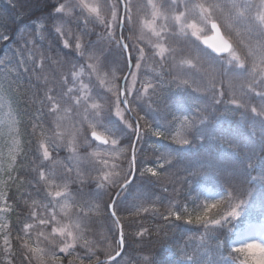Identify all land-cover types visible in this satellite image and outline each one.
I'll return each instance as SVG.
<instances>
[{
  "label": "snow or ice",
  "instance_id": "6c2138e0",
  "mask_svg": "<svg viewBox=\"0 0 264 264\" xmlns=\"http://www.w3.org/2000/svg\"><path fill=\"white\" fill-rule=\"evenodd\" d=\"M43 3V23L35 22L19 39L0 32V41L12 45L0 56V110L5 103L8 107L0 120V140L7 137L10 145L6 157L0 151V188L18 182V190L25 186L34 190L22 197L31 211L15 237L19 253L14 250L9 225L0 224L8 233L4 236L5 264H15L12 258L18 254L20 264H64V259L67 264H119L117 257L122 258L128 241L119 213L130 211L125 193L137 173L154 183L206 141L218 142L224 159L204 158L181 171L193 179L213 176L221 182V191L199 193L191 211L169 204L167 214H161L171 228L180 229L183 222L196 225L199 233L189 237L169 264H264V0ZM98 25L104 34H96L98 40L93 41L90 37ZM124 31L130 35L125 37ZM53 32L63 48L72 50L62 59L50 55ZM133 38L136 44L130 46L127 41ZM102 41L107 42V50ZM133 51L135 71L125 74L122 81L114 72L109 76L103 71L110 60L116 62L115 56L130 58ZM68 55L80 59L74 62ZM65 65H71L70 73L62 71ZM145 66L151 74L142 73ZM25 74L30 88L22 79ZM166 75L171 78L166 80ZM189 88L211 95L196 103L188 96ZM257 98L259 103H253ZM12 102L17 104L15 109ZM222 103L225 115L214 117ZM20 104L30 118L29 146L35 141L33 160L27 166L21 159ZM240 109H244L240 115L248 128L247 139L230 137L222 130L215 135L216 124ZM133 112L137 114L134 122ZM249 112L253 123L247 120ZM148 132L171 143L154 144L157 166L143 169L138 167V153L143 152L139 145ZM122 137L127 138L126 145ZM61 149L69 153L65 160L58 159ZM17 163L20 170L14 167ZM58 166L62 168L59 174ZM18 171L24 175H13ZM5 174L7 180L2 178ZM105 193L108 201L103 202L102 218L107 230L94 240L89 237L101 213L97 201ZM146 199L142 193L134 196L140 202L131 204L137 214L149 211L143 206ZM257 202L261 205L259 222L253 223ZM12 210L6 198L0 214ZM241 223L246 227L239 228ZM153 231L161 234L159 227L141 228L135 237H151ZM78 247L87 250L85 255L77 253ZM98 250L104 251V259ZM138 264L157 261L146 254Z\"/></svg>",
  "mask_w": 264,
  "mask_h": 264
},
{
  "label": "trees",
  "instance_id": "16d2710c",
  "mask_svg": "<svg viewBox=\"0 0 264 264\" xmlns=\"http://www.w3.org/2000/svg\"><path fill=\"white\" fill-rule=\"evenodd\" d=\"M56 0H49V3H55ZM46 19L45 5L43 0H7L6 4L0 7V32H7L13 38L17 35L20 29L24 25L28 26L30 23H35L41 21L42 23ZM119 34V30H118ZM53 41L54 51L56 48L60 47L61 44L57 43L59 37L53 32ZM93 41L98 40V36H92ZM51 40V41H52ZM102 46L107 50L108 44L106 41H102ZM59 49V48H58ZM69 54L71 49L67 50ZM70 59H74L72 55H69ZM119 55L115 56V59ZM78 60V57H76ZM111 62V60H110ZM109 62V63H110ZM120 63V62H119ZM123 66L126 67L127 71V62L126 56H123ZM69 70H71V65H67ZM125 71V73H126ZM124 73V75H125ZM238 83V82H237ZM225 91L227 92L228 85H224ZM30 95V94H29ZM208 95V94H207ZM188 96L191 100L196 103H203L202 97L206 98V94L202 96L196 95V92L192 91L191 88L188 89ZM227 98L225 97V101ZM15 108L17 104L12 102ZM253 103L258 104L259 98H257ZM225 103H222L218 106V110L213 113L214 117H222L225 115ZM20 115L18 119L20 120L19 124V133L21 140V147L23 149L22 153V162L27 166L32 160V152L35 151V141L32 145L29 146V132L30 128V118L28 115L24 114V106L20 104ZM14 108V109H15ZM244 112V109H240L234 116L230 113L228 118L221 119L217 124V131L215 135L220 134V130L224 131L228 136L235 137L237 139L246 140L248 136V128L245 126L244 121L241 119L240 113ZM132 115L136 118V113L133 112ZM171 119V117H169ZM132 120V119H131ZM247 120L249 123L255 122V118L252 117L251 113L247 114ZM132 122H134L132 120ZM143 125V122H141ZM124 144L128 143L127 138H124ZM171 143L169 140L160 139V141H151L149 148H144L148 145L146 141L143 145V152L138 153V167L147 169L149 167L155 168L157 166V153L153 151V145H166ZM7 144L5 139L0 140V150L3 145ZM152 144V146H151ZM2 145V146H1ZM218 142L216 141H206L204 144L200 145L198 149L194 152L188 153L186 159L179 164L174 165L171 168H168V175L161 177L158 181L154 183H149L148 179H141L139 174L136 175L135 183H133L129 190L125 193L127 199L125 200L126 205L129 206L130 211H122L119 214L122 217V222L124 225V231L128 238L126 250L123 252L122 258L119 257L117 261L119 264H138V260L143 255H150L157 261V264H169V261L174 260L175 253H178L179 250L185 246L188 242L189 237L198 235L196 225H186L183 222L180 229H173L170 226L166 225L164 220L161 217V214H167L166 209L169 204L178 205V210H183L184 207H187L190 211L195 208V197L199 193L204 194H213L221 191V182L218 181L213 176L201 177V178H190L187 177L186 173L181 171V169L187 167L189 164L195 165L198 164L204 158H213L217 160H223L225 154L218 150ZM64 150L61 149V155L64 154ZM144 159V160H143ZM17 170L21 169V164L17 163L14 166ZM255 173H253L254 175ZM13 175H24L23 172H14ZM4 180H7V175H3ZM156 180V178H151ZM75 187V186H74ZM94 188V185L92 184ZM167 188V191H165ZM8 203L12 204L13 210L7 213L6 218L9 224V230L11 232V238L13 241L14 250L19 253L18 242L15 240L17 231L23 227V223L26 222V218L29 216L31 209H29L25 204L23 198H27V194L33 189L25 186L18 190V182L12 183L9 182L8 186L5 187ZM87 192V189H85ZM144 194L148 199L143 201V206L149 209L148 212H140L137 214L136 208L131 207L132 203H140L134 201V196L137 194ZM23 197V198H22ZM203 196H201L202 198ZM38 199V198H37ZM79 199V197H77ZM123 199V198H121ZM108 201V195L105 193L102 198L97 201L101 204V213L99 217H95V224L92 226V233H90L91 239H100L101 233H106L107 226L103 220V202ZM29 203L31 201L29 200ZM257 217L253 222H259V212L261 205L257 202L256 206ZM38 211L42 209L38 208ZM247 219V218H246ZM246 225L241 223L238 225L239 228H244ZM161 228V234L158 236L153 231L151 237L144 236L143 239L135 237V233L138 232L141 228H148L150 230H155L156 228ZM202 231V229L200 230ZM167 233V235H164ZM1 239V237H0ZM35 233L33 234V241L35 242ZM86 249L77 248V253L81 256L85 255ZM173 255L172 259H169V255ZM59 254V253H58ZM97 254L101 259L105 258L104 251L98 250ZM61 257L64 254H59ZM5 255L3 248L0 245V264L3 263ZM15 264H20L21 258L19 254L13 258ZM125 260V262H123ZM64 264H67V259H64ZM74 264H79L78 261H74Z\"/></svg>",
  "mask_w": 264,
  "mask_h": 264
},
{
  "label": "rangeland",
  "instance_id": "374dc122",
  "mask_svg": "<svg viewBox=\"0 0 264 264\" xmlns=\"http://www.w3.org/2000/svg\"><path fill=\"white\" fill-rule=\"evenodd\" d=\"M6 2H7V0H0V7H1L2 5H4V4H6ZM158 2H160V3H165V0H158ZM134 3H135L136 5H142L143 3H145V0H134ZM39 22L42 23L41 21H39ZM33 24H34V23H30V25H28V26L24 25V27H22V29L19 30V32H18L17 35L14 37V39H19L20 33H21L22 31H24L25 29H30V27H31ZM70 27L72 28V31H73V32H76V31H77V29L75 28V25H70ZM93 31H94L95 34H93L92 36H98V35H96V34H99V36H103V34H104V28H103V26H99V25H98V26H96V27L93 29ZM117 33H118V30H117ZM25 35H27V34L25 33ZM123 35H124L125 37H128V36L130 35V33H129L128 31H124ZM92 36H91V37H92ZM91 37H90V38H91ZM52 39H53V36L50 37L51 49H52L50 55L52 56L53 59H56V58H61V59H62V58L65 57L66 54H69V52L67 51V50H69V49H65V48H63V45H62V43H61L60 41H57V43H60L61 46L58 47L59 49L56 48V50L54 51L53 46H54V43H55V42H54ZM51 40H52V41H51ZM127 42L130 44V46H134V45L136 44V40H135L134 38L131 39V40H128ZM168 43L171 45V44L173 43V41L169 40ZM48 45H49V42L46 41V42H45V48H47ZM10 46H12V45H10L9 43H6V42H3V41H0V56H3V55L7 52L8 48H9ZM72 57H73V56H72ZM68 58L70 59L69 55H68ZM118 58H119V59H115L116 62H110V63L108 64L107 68L103 69V71H104V72H107V73L109 74V76H111V74L114 72V73L116 74V77H117V79H118V82H120V81H122V79H123L124 73H125V71H126V67L123 66V65L121 64V63H123V56H119ZM78 59H80V58L78 57ZM130 59H131V63H132V69H131V72H132V71H135V59H136V52H135V51L132 52V55H131ZM225 59H226V58H225ZM75 60H77L76 57H75ZM157 60H158V58H157ZM81 62H82V63H86V61H81ZM119 62H120V63H119ZM148 63H151V61H149ZM153 67H155V65H153ZM57 71L59 72V71H61V69L57 68ZM62 71H64V72H69V73H70V70H69V68H68L67 65H65V67L62 69ZM143 72H148L149 74H151V72H150V70H149V68H148L147 66H145V67L142 69V73H143ZM45 75H49V78H51L50 73H45ZM202 75H203V73H201V76H202ZM42 78H43V77H42ZM170 78H171L170 76H167V75L165 76V79H166V80H167V79H170ZM22 79H23V81H24V84H25V87H26V88H30V87H32V85L28 84V79H29V78H28V75H27V74H25L24 77H23ZM83 79L85 80V82H87V80H88L87 72H85V75H84ZM131 79H132V77L129 76V77H128L129 83H131ZM143 79H144V77H143V75H142V76H141V80H143ZM199 81H200V77H197V82L199 83ZM136 87H137V88H140V87H141V84H140V83H137ZM173 87H174V86H173ZM32 90H33V91H37L36 88H32ZM39 94H40V95H43V92L41 91ZM204 94H206V97H210V95H211V93L196 92V95H198V96H202V95H204ZM207 94H208V95H207ZM226 98L228 99V97H226ZM11 107H12L13 109L15 108V106L13 105V103L11 104ZM37 107H38V105H37ZM224 107H225V106H224ZM227 107H229V108H234L235 106H234V105H228ZM6 111H8L7 103H5V106H4L3 110H0V120L3 119V113L6 112ZM127 118H128V116L126 115V119H127ZM4 139H5V141H6L7 144H4L3 147H2V149H1L0 151H3V153L5 154V157H6L10 145H9V143H8V139H9V138L5 137ZM122 139H124V138L122 137ZM153 140H154V141H157L158 139H157L156 137L152 136V134H151L150 132H148V133L146 134V136H145L144 141H141L139 146H140L141 148H143L144 143L147 141V142H148V145H147L146 147H144V148H149V147H150V142L153 141ZM158 141H160V139H159ZM1 146H2V145H1ZM151 146H152V144H151ZM144 148H143V149H144ZM63 152H64V154L61 155V150H60V152L58 153V159H60V160H65V158L69 155V153H67L65 150H64ZM82 154H83V153H82ZM54 155H56V154H54ZM143 160H144V159H143ZM124 167H125V168L127 167V163H126V162L124 163ZM56 171H57V173L59 174V173L62 171V168H61L60 166H58L57 169H56ZM2 178H3V177H2ZM3 179H4V178H3ZM93 185H94V188H95V184H94V183H93ZM6 198H7V195H6L5 187L0 188V206H3V204H4ZM34 198H36V199L38 198V199H39V197H34ZM201 200H203V197L201 198ZM125 204H126V203H125ZM56 211H57L58 215H62L61 213H59V208H57ZM123 212L125 213V211H123ZM6 215H7V213H5V214H0V224H8V221H7ZM253 223H258V222H253ZM8 225H9V224H8ZM245 227H246V226H245ZM245 227H244V228H245ZM242 229H243V228H242ZM7 234H8V233H7V231H6L5 229L0 228V237H1V239H0V245H1V247L3 248V252H4V247H5V245H4V236L7 235ZM252 235L254 236V238L256 239L257 242H262V241H261V238H260L258 235H255V233H252ZM59 254H60V253H59ZM61 254H62V253H61ZM4 255H5V252H4ZM172 256H173V255H171V253H170V255H169V259H172V258H173ZM13 258H14V257H13ZM13 258H12V259H13ZM13 260H14V259H13ZM14 262H15V260H14ZM123 262H125V260H124ZM2 264H5V259L3 260V263H2Z\"/></svg>",
  "mask_w": 264,
  "mask_h": 264
},
{
  "label": "water",
  "instance_id": "95a60500",
  "mask_svg": "<svg viewBox=\"0 0 264 264\" xmlns=\"http://www.w3.org/2000/svg\"><path fill=\"white\" fill-rule=\"evenodd\" d=\"M209 52H211V50L209 49L208 50ZM213 55H215V54H213ZM126 59H127V63H128V69H127V71H126V73L125 74H127V73H130L131 72V68H132V64H131V66H129V57L126 55ZM123 80V79H122ZM130 116H131V119L133 120V121H135V117L132 115V113L130 114ZM119 257H117V259H118ZM104 259V258H103Z\"/></svg>",
  "mask_w": 264,
  "mask_h": 264
}]
</instances>
